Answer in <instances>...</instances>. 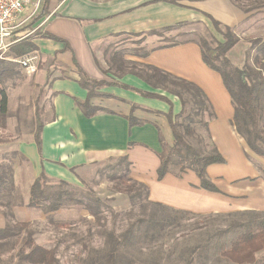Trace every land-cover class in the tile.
<instances>
[{"label":"crops","instance_id":"1","mask_svg":"<svg viewBox=\"0 0 264 264\" xmlns=\"http://www.w3.org/2000/svg\"><path fill=\"white\" fill-rule=\"evenodd\" d=\"M49 12L40 22V30L66 41L77 63L90 78L117 81L164 96L171 102V106L163 100L146 98L130 90L111 86L101 92L113 98L94 97L91 103L114 114H99L87 119L73 100L87 99V91L77 82L73 54L61 52V44L36 38L34 42L39 47L36 53L39 60L48 59L53 62L56 59L55 63L59 66L52 69L64 74L65 78H60L61 75L53 77L48 89L51 104L44 112L41 155L34 140V122L31 124L30 121L28 131L16 124L14 142L7 138L0 139V164L6 161L13 165L15 182L24 199L22 206L13 208L11 224L30 223L35 231L36 243L46 248H57V254L59 251L66 253L72 250L74 243L93 245L101 237L94 227L93 218L86 211L79 207L63 210L57 213L55 223H49L45 215L35 208H28L30 187L43 170L52 179L82 187V170L110 157L121 156H127L131 163L130 177L149 188L150 201L170 210L198 216L264 212V181L253 160L249 158L246 145L231 124L234 114L231 97L221 76L203 62L197 44L183 43L153 51L146 58L128 55L126 59L156 67L191 82L206 94L214 112V118L209 121V130L225 160L224 164L208 167L207 173L221 194L201 189L200 180L192 172L181 178L168 174L162 181L157 180L160 165L158 154L161 152L159 130L165 141L172 143L170 123L164 114L170 111L174 115L180 113V100L153 89L134 75H126L121 79L106 75L94 58V52L96 57L97 52L101 53L100 44L116 35L142 34V37L149 38L146 44H150L148 49H151L160 44L161 38L146 36L147 32L180 23L191 24L184 27L186 30L183 28L185 32H193L197 29L195 27H208L215 33L209 17L226 26L237 27L247 19L239 7L231 0H50ZM42 44L45 48H42ZM103 63V67L107 68ZM132 105L142 109L134 110ZM130 115L146 121V124L130 128L127 119ZM7 132L8 126L0 131L1 135ZM13 151H17V154L12 155ZM254 158L263 163V160ZM17 165L21 170H16ZM24 165L26 170L23 169ZM21 178L26 179V189L25 184L20 182ZM97 194L103 198H112L111 207L115 211L131 208L124 194L109 193L106 197L101 192ZM7 221L4 210L0 209V229L6 227ZM15 251H2L0 257L10 259ZM81 252V258H86L87 251L81 248ZM148 254L145 253L141 258L151 264H164L165 255Z\"/></svg>","mask_w":264,"mask_h":264},{"label":"trees","instance_id":"2","mask_svg":"<svg viewBox=\"0 0 264 264\" xmlns=\"http://www.w3.org/2000/svg\"><path fill=\"white\" fill-rule=\"evenodd\" d=\"M231 1L249 15L247 21L258 17L264 21V0ZM49 4L50 0H42L39 11L26 25L15 31L14 44L6 53L0 52L1 129L7 128L10 82L19 76L22 70L21 66L12 60L37 53L39 47L34 42L36 38L61 44L63 45L61 52L73 54L66 41L40 30V22L50 13ZM209 19L214 32L221 37V40L208 27H202L200 31L185 32L181 30L191 24L180 23L147 32L146 36L161 38L160 44L151 49H144L140 44L141 41L135 42L132 47L124 45L126 39L142 37V34L116 35L104 40L99 49L107 68L101 65L95 52L94 58L106 75L110 74L118 79L126 75H134L153 89L166 92L180 100L182 107L180 113L174 115L170 111L164 114L170 123L172 143H167L159 130L161 152L158 154L160 165L157 169V180L162 181L168 174L181 178L184 174L192 172L200 180L201 189L221 194L207 173L208 167L224 164L225 160L213 142L209 130V121L214 118V112L206 94L191 82L156 67L126 59L128 55L146 58L153 51L183 43L197 44L203 62L222 78L234 109L231 124L246 145L248 156L253 160L264 181V34L251 39V45L245 54V63L237 66L231 62L229 54L240 42L239 35L233 27L226 26L211 17ZM37 24L38 26L35 27ZM175 32L177 33L175 37L167 35ZM177 37L187 38L179 41ZM55 62L56 59L53 60L52 65H55ZM73 65L78 75V84L87 91L86 100L76 98L73 100L87 119L99 114H114L91 103L94 97L113 98L112 95L101 92L102 89L111 86L130 90L146 98L163 100L171 106V102L164 96L141 91L117 81H97L90 78L81 69L74 54ZM52 73L50 68L46 70V78L35 106L34 140L40 155L44 111L38 107V103L45 87L50 89L54 79ZM60 78H65L64 74ZM132 109L142 108L132 105ZM146 111L162 115L160 112ZM127 119L130 128L146 124V121L136 119L132 115ZM21 121L18 122L20 127L27 125L26 120ZM252 156L263 160V163L255 161ZM94 165L98 166L94 177L111 183V191L114 194L126 195L131 207L129 210L115 211L111 207L113 199L99 196L83 179L80 180L82 187L74 186L48 177L44 170L31 185L27 203L28 208H35L45 215L47 222L52 224L56 222L58 212L75 207L86 211L93 218L94 227L103 245L101 248H94L91 244L80 242L82 248L87 251V257L81 261L82 264H151L150 261L141 258L145 252L165 255L164 264H264V212L246 211L229 214L227 216L231 220L228 226L215 233L203 232L197 226H191V229L184 233L183 228H187L184 221L201 216L173 211L151 202L149 188L130 177L131 163L127 156L110 157ZM14 175L12 164L6 161L0 164V209L4 210L8 220L6 227L0 229V252L16 249L10 259L5 260L0 257V264H59L57 248L38 245L35 241V231L30 223L11 224L13 219L11 217H14L11 214L13 208L24 204ZM119 219L126 221L125 227L120 232L117 230ZM109 220L113 223L112 228H108ZM169 240L173 242H170L171 245H168ZM151 247L153 248L150 250ZM259 254L260 258H258Z\"/></svg>","mask_w":264,"mask_h":264},{"label":"rangeland","instance_id":"3","mask_svg":"<svg viewBox=\"0 0 264 264\" xmlns=\"http://www.w3.org/2000/svg\"><path fill=\"white\" fill-rule=\"evenodd\" d=\"M39 9L36 10L35 7L31 5L22 15V18H21L22 25L20 27H23L24 25H26L31 20V17L34 16L39 11ZM245 15L247 17L249 16L247 14ZM38 24L35 25V27H37ZM233 28L235 29V32L239 35L240 42L238 43L237 47L230 52L229 59L234 65L241 66L245 63V59H246L245 54L251 45V42H250L251 39L256 36H262L264 34V21H262L259 17L254 18L249 21L244 20L237 27H233ZM195 29L197 31L198 30L200 31L202 27H195ZM184 30L186 29L184 28ZM181 31H183V29ZM176 34L177 33L175 32V33H168L167 35L175 37ZM215 35L218 37L219 40H221V37H219L216 33ZM186 38L187 37H177L179 41L186 39ZM147 39L149 38L145 36L132 37V38L126 39V42L124 43V45L128 47H132L135 42L141 41L140 42L141 46H143L144 49H148V46H150V44L148 43L146 44ZM153 39L157 40L156 38H153ZM41 46L42 48H45L43 44ZM7 51H0V52L4 54ZM96 55H97L98 61L103 66L104 64L103 55L100 52H97ZM58 66L59 65L56 63L55 65H52V60L47 59L46 61H44L40 59V62L38 64V71L35 74L30 75L27 72H25V70L22 69L20 72V75L15 77L10 82V88L8 91V97H9V101H8L9 102V113H8V119H7L8 132L2 135L0 133V139L7 138L8 141L10 140L14 142L15 133H16L14 132L15 126L16 124H18L19 120L27 121L26 122L27 125L23 127H24V131H28L29 129L28 124L30 123V121H31V124L32 122H34L36 102L38 100L41 87L43 86L44 81H45L44 77L46 78L45 71L48 68H50L51 71L54 70L52 73V77H59L61 75L60 72H55V69ZM52 68H55V69H52ZM50 104H51V97L49 96L48 88L45 87V89L43 90L42 96L39 100L38 107L42 108L43 111L45 112V109L49 107ZM43 119H44V115H42V120ZM1 130L3 129L0 128V131ZM12 153L17 154V151H13ZM25 168L27 167L24 165L23 169L26 170ZM17 169L18 171L21 170L20 168H18V165L16 166V170ZM97 169H98V166L96 165L85 168L81 172L82 179L87 181L96 193L97 192L103 193L104 197H106V195L109 193L114 194L111 191V186H112L111 183L107 181H100L97 177L96 178L94 177V173ZM20 182L25 184V189H26L27 188L26 179L24 180L23 178H21ZM105 183H107L108 185H104ZM107 217H109V215H107ZM230 220L231 219L227 215L201 216L198 218L191 219L189 221L185 220L184 225L187 228H183V231L184 233H187V230L191 229V226H197L203 232L215 233L219 230L225 229L228 226V223L230 222ZM125 225H126V221H122V219H119L117 223L118 232H120V230L123 229ZM108 228H112V222L110 220L108 221ZM50 236H53V235H50ZM44 237L47 239L46 236ZM46 239L43 238V240H46ZM170 242L171 240H169L168 245H171V243H173V242L171 243ZM189 244H192V243H189ZM102 245H103L102 239H98L93 243L92 246L94 248H101ZM52 246H53V243H52ZM81 248H82V245L74 243L72 250L70 251L68 250L66 253L59 251L57 255H60L58 256L59 257L58 260L60 264H82L81 261L84 258H81L82 256ZM152 248L153 247H151L150 250ZM148 255L150 256L151 254L149 253ZM260 256L261 255L259 254L258 258H260Z\"/></svg>","mask_w":264,"mask_h":264},{"label":"built area","instance_id":"4","mask_svg":"<svg viewBox=\"0 0 264 264\" xmlns=\"http://www.w3.org/2000/svg\"><path fill=\"white\" fill-rule=\"evenodd\" d=\"M42 0H0V51H7L15 37V31L22 25L21 18L25 11L33 5L40 8ZM30 75L38 71L39 57L36 53L12 60Z\"/></svg>","mask_w":264,"mask_h":264}]
</instances>
